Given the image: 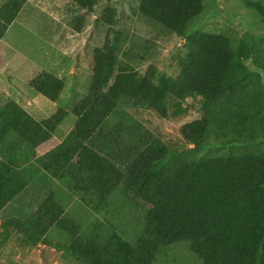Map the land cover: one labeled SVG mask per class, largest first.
Returning <instances> with one entry per match:
<instances>
[{"label":"trees","instance_id":"16d2710c","mask_svg":"<svg viewBox=\"0 0 264 264\" xmlns=\"http://www.w3.org/2000/svg\"><path fill=\"white\" fill-rule=\"evenodd\" d=\"M26 1L9 0L2 6L0 36ZM73 2L91 13L98 0ZM203 3L143 0L140 12L166 27L174 22L179 36L197 41L201 36H189L191 29L186 27ZM108 36L94 50L88 92L74 106L77 120L68 133L71 147L37 157L48 178L27 183L11 163L0 162L3 235H14L22 251L32 244H56L44 237L53 226L67 224L51 194L50 180L55 178L92 211L110 207L112 196L118 194L140 225L133 241L115 233L101 239L98 233L77 237L85 256L56 244L73 264H150L163 247L177 241L187 242L203 264H264V82L259 73H264V66L255 63L251 71L244 64L252 55L254 38L241 34L235 55L229 40L198 44L188 52L179 81L167 87L126 69L117 71ZM29 86L53 102L62 89L60 79L47 72L35 76ZM233 87L239 93L230 100ZM170 93L180 99H224L217 105V117V111L210 112L209 121L182 127L193 149L165 145L129 117L128 110L163 108ZM245 121L250 124L243 128ZM59 123H38L9 100L0 107V145L11 149L22 144L36 153ZM13 135L14 141H6ZM257 141L255 150L250 149ZM214 143L245 149L201 154ZM76 226L73 236L78 235Z\"/></svg>","mask_w":264,"mask_h":264},{"label":"rangeland","instance_id":"374dc122","mask_svg":"<svg viewBox=\"0 0 264 264\" xmlns=\"http://www.w3.org/2000/svg\"><path fill=\"white\" fill-rule=\"evenodd\" d=\"M8 1L0 0V10ZM142 1L98 0L94 11L89 13L73 0H27L20 6L14 24L0 36V47H6L0 56V107L19 95L15 103L21 107L23 98L26 105L30 102L31 106L26 110L39 120L36 122L48 124L60 120L52 134L57 132V136L54 139L51 136L36 153L32 154L22 144L11 149L0 145V153H4L0 162L11 163L14 171L21 172L27 183L40 176L47 177L39 168L37 157L71 147L72 141L65 128L70 131L77 120L74 106L88 92L94 50L106 43L108 35L117 58V71L126 69L156 84L163 82L167 87L175 85L181 78V67L190 49L207 40L231 41L235 55L241 34L253 37L251 60L244 64L251 71L255 70V63L264 66V0H203L202 9L188 20L186 27L191 29L189 36H201L197 41H186L179 36L174 22L166 27L144 16L140 12ZM28 65L32 68H27ZM41 68L59 77L62 83L61 99L55 106L53 101L23 84ZM259 73L264 82L263 71ZM238 93V88L233 87L229 99ZM222 100L180 99L170 93L163 100V108L128 110V114L165 145H175L185 151L194 147L185 141L182 127L196 121H209V113H215L217 105L224 102ZM218 114L217 111L215 117ZM249 124L245 121L241 126L245 128ZM15 139V135L8 136L6 141ZM258 144L259 141L250 149L255 150ZM244 149L240 145L225 147L214 143L204 147L201 154L211 156ZM50 183L54 202L61 208L60 219L67 221L65 228L55 225L48 231L44 237L50 242L85 256L77 237L98 233L101 239L108 233H115L126 241L134 240L140 227L138 218L128 203H122L118 194L112 196L114 202L110 207L92 211L70 193L63 182L52 178ZM3 217L0 215V264H73L72 259L64 256L62 248L55 247L56 244H32L22 251L14 235H3ZM74 225L78 227V235L75 236ZM150 264L203 263L190 252L187 242L177 241L163 247Z\"/></svg>","mask_w":264,"mask_h":264},{"label":"crops","instance_id":"0c3cea01","mask_svg":"<svg viewBox=\"0 0 264 264\" xmlns=\"http://www.w3.org/2000/svg\"><path fill=\"white\" fill-rule=\"evenodd\" d=\"M29 1V0H28ZM18 17V16H17ZM17 17L13 20V22L7 27V29L6 30H8L13 24H14V22H15V20L17 19ZM0 42H1V40H0ZM5 48L6 47H0V56L4 53V51H5ZM27 68H32V65H28L27 66ZM0 69H1V66H0ZM42 72H47V71H45V70H42V68L40 69V70H37V71H35V73H34V75H32L31 76V78L30 79H28V80H25L24 81V85H25V87H29V88H31L30 86H29V82H30V80H32L35 76H37L38 74H40V73H42ZM2 73V71H0V74ZM47 73H49V72H47ZM49 74H51V73H49ZM52 76H54V77H56V78H59V77H57V76H55L54 74H51ZM32 89V88H31ZM33 90V89H32ZM22 91V90H21ZM34 91V90H33ZM35 92V91H34ZM38 94V93H37ZM43 97V96H42ZM26 98V97H25ZM15 99H19V95H15V96H13L12 98H10V100H13L14 102H16L15 101ZM61 98H58V100L57 101H55V102H52L53 103V105L55 106V104H58V101L60 100ZM48 100V99H47ZM23 102L24 103H21V108H25V111L32 117V118H34V120L35 121H39L35 116H33L28 110H26V108H29L30 106H31V104H30V102H28L27 104L28 105H26V102H25V99L23 98ZM60 127V126H59ZM65 130H66V132L68 133L69 132V130L68 129H66L65 128ZM58 131V130H57ZM57 132H55V134L52 136V139H54L57 135ZM47 143V142H46ZM46 143H44L45 145H46ZM43 144V145H44ZM42 145V146H43ZM40 149V148H39ZM37 151H38V149H37Z\"/></svg>","mask_w":264,"mask_h":264}]
</instances>
